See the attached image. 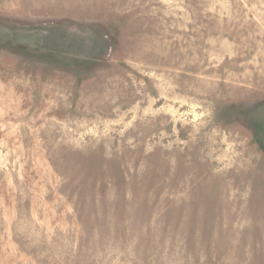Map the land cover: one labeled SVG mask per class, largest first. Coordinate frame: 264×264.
Wrapping results in <instances>:
<instances>
[{"label":"rangeland","instance_id":"rangeland-1","mask_svg":"<svg viewBox=\"0 0 264 264\" xmlns=\"http://www.w3.org/2000/svg\"><path fill=\"white\" fill-rule=\"evenodd\" d=\"M0 264H264V0H0Z\"/></svg>","mask_w":264,"mask_h":264}]
</instances>
